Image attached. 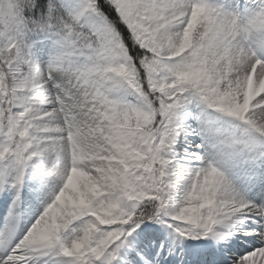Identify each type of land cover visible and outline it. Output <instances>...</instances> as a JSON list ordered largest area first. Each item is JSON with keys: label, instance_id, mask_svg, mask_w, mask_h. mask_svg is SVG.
<instances>
[{"label": "snow or ice", "instance_id": "6c2138e0", "mask_svg": "<svg viewBox=\"0 0 264 264\" xmlns=\"http://www.w3.org/2000/svg\"><path fill=\"white\" fill-rule=\"evenodd\" d=\"M0 264H264V0H0Z\"/></svg>", "mask_w": 264, "mask_h": 264}]
</instances>
